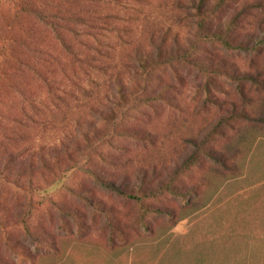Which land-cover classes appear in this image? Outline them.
<instances>
[{
  "label": "rangeland",
  "instance_id": "374dc122",
  "mask_svg": "<svg viewBox=\"0 0 264 264\" xmlns=\"http://www.w3.org/2000/svg\"><path fill=\"white\" fill-rule=\"evenodd\" d=\"M23 1L0 5V49L5 47L6 55L13 56L7 61L0 51V171L9 178H0V264H61L69 259L82 264H264V215H248L264 208V186L258 187L251 175L253 140L260 133L251 121L232 117L249 110L250 100L264 91L245 77L264 82V45L229 50L207 41L199 48V56L234 67L241 80L207 76L183 61L155 70L152 92L156 96L164 90V100L153 101L122 124L151 132L153 140L117 138L116 146L104 147L107 161L94 158L92 166L122 187L140 183L138 177L145 172L146 187L156 189L198 150L219 122L218 133L208 144L214 151L228 153L223 162L199 153L198 162L179 182L193 191L186 196L165 192L138 202L104 188L74 165L86 135L105 132L106 113L117 111L111 101L116 96L114 80L101 73L96 89L83 76L93 96L79 93L77 99L68 97L66 103L55 106L49 83L15 64L19 47L7 38L31 36L34 45L56 55L57 61L41 63L42 74L67 89L71 84L62 72L76 67L51 29L17 7ZM29 1L35 7L41 2ZM221 1L209 19L211 27H227L243 11L234 32L256 45L263 37L264 0H208V7ZM108 2L102 7L112 13L116 7L121 17L115 14L114 20L128 23L122 29H126L125 39L118 41L115 52L118 71L126 81H140L137 62L123 63L142 44L150 47L148 51L152 48L149 32L160 33L163 25H171V40L176 33L186 43L195 39L196 11L180 10L174 0H142L141 21L139 12L131 15L126 5ZM77 71L82 74L81 69ZM34 103L43 110L35 111ZM25 111L34 119L24 117ZM19 118L21 123L15 121ZM61 142L65 147L61 144L58 154L49 149ZM21 171L23 187L19 188L15 180Z\"/></svg>",
  "mask_w": 264,
  "mask_h": 264
},
{
  "label": "trees",
  "instance_id": "16d2710c",
  "mask_svg": "<svg viewBox=\"0 0 264 264\" xmlns=\"http://www.w3.org/2000/svg\"><path fill=\"white\" fill-rule=\"evenodd\" d=\"M109 0H41L38 6H34L29 0H25L17 7L28 12L30 15L36 18L37 22L41 25L49 27L61 46L63 54L65 53L68 58L74 63L76 69L72 72L63 71V78L66 83L71 84V89H67V86L58 85L57 81L45 76L41 70V63H50L51 61H57L56 55L52 52L43 49L41 45H34L31 41V36L16 39L9 36L10 42L16 44L19 47V53L16 59L13 61L19 65L21 70H28L35 75L40 76L44 81L50 85L52 102L55 106H59L66 103L68 97L77 99L79 93L84 94L86 98H91L94 94L92 90H88L83 76L93 84L92 88L98 89L100 83L99 75L105 74L107 78L109 76L115 82L116 96L114 101L117 111L110 110L106 113L105 121L107 130L105 132H97L86 135L84 145L78 147L80 157L74 160V165L92 176L104 188L115 191L119 194L136 199L138 202L143 201V197H157L170 192L173 195L186 196L189 192H193L189 189H185L179 185L181 177L186 174L190 168L195 165L199 160V153H204L212 159L223 162L227 158V150L214 151L208 144L209 141L215 137L218 133V129L222 125L221 122L215 127L205 140L198 144V150L185 158L181 165L177 166L175 171L171 174L167 181L161 182L156 189H150L146 187L147 174L144 172L139 175L138 181L140 183L130 187H122L116 185L114 182L104 178L98 170L93 167V159L100 158L107 161V153L104 147L116 146L117 138H132L137 141H152L154 135L151 132L145 131L137 127L123 126L122 124L129 121L135 116L134 113H143V108L146 106H152L153 101L157 99L164 100L165 91L161 90L157 95H153L152 88L154 84V72L155 70L163 67L166 64H172L174 61H183L188 65L194 66L201 73L211 75H225L229 78L241 80L239 74L234 67L226 63H213L208 61L202 56H199V48L204 42H217L222 44L229 50H248L252 48L264 45V29L263 37H261L256 45H250L253 42L251 39H239L238 34L234 32V28L237 25V21L242 17L243 11L237 12L231 23L227 27L213 28L209 24V19L216 14L223 1L218 3L214 7H208V0H174V5L180 10L196 11L197 16V28L195 39L189 43H186L177 33L173 35V29L171 25H163L158 31L149 32L148 36L152 40V48L148 45L142 44L141 47L135 51V55L130 58L129 61L124 62V65H128L131 60H135L138 64V70H140V81L131 79L126 81L121 76L119 70L120 62L115 57L116 45L118 41H123L125 36L122 30L128 23L119 24L114 20L112 16L121 19L118 12L112 13L109 8L102 7L104 3L108 4ZM141 1L140 3H138ZM2 2L13 3L15 0H0ZM115 3L126 5L131 8L129 12L133 15L135 12H139V18H143L142 0H128V3H122L120 0H114ZM14 4V3H13ZM190 4V7L185 9V5ZM164 15H161L162 17ZM141 21V20H140ZM139 23V22H138ZM130 31V29H129ZM144 36H147V30L144 31ZM146 38V37H145ZM157 38L161 39L159 42ZM34 40V38H33ZM126 41V40H124ZM126 43H128L126 41ZM145 46V47H144ZM0 51L5 55L7 61H10L13 56L6 55L5 47ZM17 69V68H16ZM77 69L82 70L80 75ZM138 75V73H137ZM249 77L257 85L264 90V82L258 77ZM102 81V80H101ZM251 108L249 110H243L238 113H234L232 117H243L248 121H251L253 129L260 134L259 137L264 136V91L256 98L250 100ZM47 107V105H45ZM32 108L35 111L41 112L43 107L32 104ZM24 117L34 119L33 115L25 111ZM23 118L16 119L18 123H21ZM256 141L253 140V143ZM64 143H60L58 146L52 145L49 149H53L54 153L58 154V147ZM65 147V146H64ZM67 150L69 160L71 158V151ZM237 149V148H236ZM238 150V149H237ZM65 151V150H64ZM60 164V161L58 162ZM24 165V164H23ZM31 165V164H30ZM22 171L18 175L15 184L17 187L22 188L20 183ZM0 178L9 180L8 176L3 171H0ZM9 246L12 243L6 236ZM14 247V246H13ZM25 250L21 253L22 257H26ZM29 252V251H28Z\"/></svg>",
  "mask_w": 264,
  "mask_h": 264
},
{
  "label": "crops",
  "instance_id": "0c3cea01",
  "mask_svg": "<svg viewBox=\"0 0 264 264\" xmlns=\"http://www.w3.org/2000/svg\"><path fill=\"white\" fill-rule=\"evenodd\" d=\"M251 163H252V166H251L252 180L253 182L257 181L258 187L261 188L264 186V136L259 137L253 143V148L251 152ZM263 197H264V192H263ZM249 213L250 214L248 215H264V208L259 209L257 213H255L254 211H251ZM70 260L71 259L66 260L65 262H62L61 264H82L79 261H70ZM89 264H93V263H89ZM96 264H111V263H108V262L102 263V261H100Z\"/></svg>",
  "mask_w": 264,
  "mask_h": 264
}]
</instances>
